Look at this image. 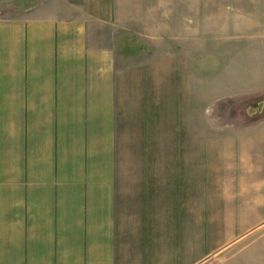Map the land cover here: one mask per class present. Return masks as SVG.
<instances>
[{
  "label": "rangeland",
  "instance_id": "rangeland-1",
  "mask_svg": "<svg viewBox=\"0 0 264 264\" xmlns=\"http://www.w3.org/2000/svg\"><path fill=\"white\" fill-rule=\"evenodd\" d=\"M50 1L0 0V18ZM148 3L117 66L118 264H264L252 0Z\"/></svg>",
  "mask_w": 264,
  "mask_h": 264
},
{
  "label": "crops",
  "instance_id": "crops-1",
  "mask_svg": "<svg viewBox=\"0 0 264 264\" xmlns=\"http://www.w3.org/2000/svg\"><path fill=\"white\" fill-rule=\"evenodd\" d=\"M149 5L52 0L0 18V264H118L117 66Z\"/></svg>",
  "mask_w": 264,
  "mask_h": 264
}]
</instances>
